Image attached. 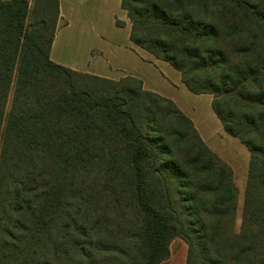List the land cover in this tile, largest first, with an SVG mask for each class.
Listing matches in <instances>:
<instances>
[{
  "label": "trees",
  "instance_id": "16d2710c",
  "mask_svg": "<svg viewBox=\"0 0 264 264\" xmlns=\"http://www.w3.org/2000/svg\"><path fill=\"white\" fill-rule=\"evenodd\" d=\"M129 39L211 95L233 167L141 79L51 59L59 0H0V264H264V0H121ZM124 22L116 20V26Z\"/></svg>",
  "mask_w": 264,
  "mask_h": 264
},
{
  "label": "rangeland",
  "instance_id": "374dc122",
  "mask_svg": "<svg viewBox=\"0 0 264 264\" xmlns=\"http://www.w3.org/2000/svg\"><path fill=\"white\" fill-rule=\"evenodd\" d=\"M87 3L90 5V2ZM86 4H83L81 9L88 11ZM107 9H104L100 17H96L94 21L85 23V25H79L77 19L74 18L70 27L59 32L54 57L65 66H71L86 59L89 66L93 64L95 72L108 78L120 79L133 75L142 80L145 89H158L174 96L178 100L175 103L178 105L180 102L193 122L195 120L197 125H201L200 128L204 132V138L208 140L209 148L223 160L227 159L233 167L239 192L236 221V228L239 229L249 163L248 158H244L241 151L245 146L239 140L237 142L239 148L228 145L227 142L218 138L210 140L213 135L209 132L212 122L209 118L210 108L205 98H199L200 100L197 101L188 98L187 92L185 94L183 92L185 90L179 88L178 82L174 80L165 64L156 61L147 52L129 41V19L120 15L116 20L125 22L122 27H118L116 21L110 17L112 10ZM82 20L87 21V19ZM63 23L64 21L59 20L58 28Z\"/></svg>",
  "mask_w": 264,
  "mask_h": 264
},
{
  "label": "crops",
  "instance_id": "0c3cea01",
  "mask_svg": "<svg viewBox=\"0 0 264 264\" xmlns=\"http://www.w3.org/2000/svg\"><path fill=\"white\" fill-rule=\"evenodd\" d=\"M87 2H90V5ZM59 3H60V22L62 20V21H64V23L62 25H59V28H58V31L56 33V37H55V40H54V43H53V46L51 49V59L58 64H60L59 61L56 60V58L54 57V55H55L54 50H55V46H56V42H57L56 38L60 34L59 32L62 29L64 30V29L70 27L71 21L74 20V18L77 19V22L79 25H85V23L94 21L93 19H96V17H100L102 15V12L106 8H108L109 10H112L110 12L111 13L110 17H112L113 21H116V19L120 15L126 16V12L124 10H122V8H121V0H59ZM83 4H86L88 11L81 9V6ZM83 8H84V6H83ZM81 12H82V14H81ZM126 18H127V16H126ZM82 19H85V20L87 19V21H83ZM123 22H125V21H123ZM129 41H130V39H129ZM156 61L162 62L163 64H165L167 66V68L171 72L174 80L176 82H178V84L180 86L179 88H181V90L182 89L185 90V91H183L185 94L187 92L186 95L188 96V98H193L196 101L200 100L199 98H205V101L208 103L209 108H210L209 118L212 122V126H210L211 128H210L209 132H211V134H213V135L211 136L210 140L218 138L225 143L227 142L228 145H232L236 148H239V146H238L239 143H237L238 140L235 138H232L231 136H229L225 133L221 122L219 121V119L215 115V113L212 109V106H211L212 96L211 95H205V94H203V95L192 94L182 83L181 74L178 71H176L174 68H172L166 62L159 61V60H156ZM66 67H69V68L76 70V71H80V72H84V73H90V74H94V75L101 76V77H106L105 75H103L99 72H95L94 68H93V64H90V66H89L86 63V59L84 61H80L78 63H74V65L66 66ZM106 78H108V77H106ZM147 90L154 91V92H156V93H158L164 97L172 99L174 102H178V100L176 98H174V96L167 94V93H164L163 91H160L158 89L148 88ZM178 106L180 107V109L185 114H188L187 110L183 107V105H180V102L178 103ZM194 124H195L198 132L200 133L202 139L209 145L207 138L206 139L204 138L205 137L204 132L200 128L201 125L200 126L197 125L195 123V120H194ZM238 151H240V149H238ZM241 151L243 153L242 154L243 157L248 158V160H249L248 150L245 147H243V149H241ZM225 161L228 162L227 159H225ZM186 258H187V245L180 238H176L173 240V242L170 245V257L167 260L163 261L161 264H186Z\"/></svg>",
  "mask_w": 264,
  "mask_h": 264
}]
</instances>
